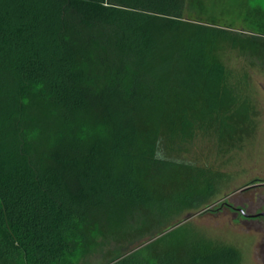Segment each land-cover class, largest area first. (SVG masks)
Segmentation results:
<instances>
[{"label":"trees","instance_id":"1","mask_svg":"<svg viewBox=\"0 0 264 264\" xmlns=\"http://www.w3.org/2000/svg\"><path fill=\"white\" fill-rule=\"evenodd\" d=\"M187 4L0 0V264H77L99 238L202 204L176 183L196 169L183 152L201 130L245 131L253 104L227 49L264 58V33ZM189 246L184 264L241 261L222 241Z\"/></svg>","mask_w":264,"mask_h":264},{"label":"rangeland","instance_id":"2","mask_svg":"<svg viewBox=\"0 0 264 264\" xmlns=\"http://www.w3.org/2000/svg\"><path fill=\"white\" fill-rule=\"evenodd\" d=\"M187 16L237 31L264 33V0H188ZM227 50V63L246 77L243 90L253 106L242 135L221 142L201 130L187 144L183 157L196 169L176 183L181 191H188L186 203L202 204L161 217L162 225H154L153 230L99 238L77 264H107L123 254L131 256L126 264H182L177 255L186 254L184 248L199 238L235 247L240 264H264L259 259L264 234V58ZM171 217V228L150 235L161 231Z\"/></svg>","mask_w":264,"mask_h":264},{"label":"water","instance_id":"3","mask_svg":"<svg viewBox=\"0 0 264 264\" xmlns=\"http://www.w3.org/2000/svg\"><path fill=\"white\" fill-rule=\"evenodd\" d=\"M261 215H263V216H264V212H262V213H261Z\"/></svg>","mask_w":264,"mask_h":264}]
</instances>
